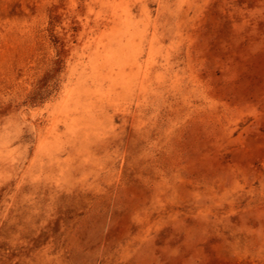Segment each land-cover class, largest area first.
<instances>
[{"label": "rangeland", "instance_id": "374dc122", "mask_svg": "<svg viewBox=\"0 0 264 264\" xmlns=\"http://www.w3.org/2000/svg\"><path fill=\"white\" fill-rule=\"evenodd\" d=\"M0 264H264V0H0Z\"/></svg>", "mask_w": 264, "mask_h": 264}]
</instances>
